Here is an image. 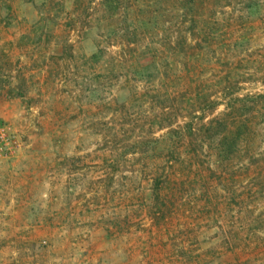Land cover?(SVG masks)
Returning a JSON list of instances; mask_svg holds the SVG:
<instances>
[{"label":"rangeland","instance_id":"rangeland-1","mask_svg":"<svg viewBox=\"0 0 264 264\" xmlns=\"http://www.w3.org/2000/svg\"><path fill=\"white\" fill-rule=\"evenodd\" d=\"M0 264H264V0H0Z\"/></svg>","mask_w":264,"mask_h":264},{"label":"built area","instance_id":"built-area-1","mask_svg":"<svg viewBox=\"0 0 264 264\" xmlns=\"http://www.w3.org/2000/svg\"><path fill=\"white\" fill-rule=\"evenodd\" d=\"M20 146V141L15 133H13L5 124H0V160L10 158L15 155ZM1 232L0 227V238Z\"/></svg>","mask_w":264,"mask_h":264}]
</instances>
